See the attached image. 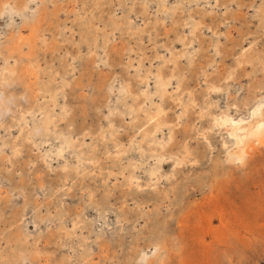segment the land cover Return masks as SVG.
<instances>
[{
    "label": "rangeland",
    "instance_id": "obj_1",
    "mask_svg": "<svg viewBox=\"0 0 264 264\" xmlns=\"http://www.w3.org/2000/svg\"><path fill=\"white\" fill-rule=\"evenodd\" d=\"M43 1L28 22L0 18V68L14 71L0 82V264H138L156 246L143 264H264V144L238 164L213 123L249 120L264 101V0ZM241 48L251 64L237 65ZM157 68L171 80L150 95L163 149L143 136L154 108L142 90L155 84L141 76ZM44 88L59 93L56 129L74 137L60 156L61 138L35 133Z\"/></svg>",
    "mask_w": 264,
    "mask_h": 264
},
{
    "label": "bare ground",
    "instance_id": "obj_2",
    "mask_svg": "<svg viewBox=\"0 0 264 264\" xmlns=\"http://www.w3.org/2000/svg\"><path fill=\"white\" fill-rule=\"evenodd\" d=\"M38 1L39 0H28L29 6L26 5L24 7L25 8L24 10H17V8H14L11 5H4L3 6V4L6 3V2H3V1L0 0V18H5V17L7 18L8 17V18H10V20L14 21L15 20L14 19L15 16H19L22 19V21H24V23L28 22V20H31L30 17L36 16L37 13H38L39 6H40V5L37 4ZM40 1H41V3H44L43 0H40ZM33 4H35V7L32 6ZM176 7L177 6H174V9ZM162 8H163V10H162L163 12H165L167 10H171V8H166V6L163 5V4H162ZM116 20L117 19L113 18L110 21H111L112 26L115 29H118L120 24H119V20H117V21ZM123 25H125V26H127V25L129 26L130 25L131 26L130 19L129 18H125V21L123 22ZM9 26L10 25H8L9 29L12 28V30H10V33H12V35L10 34V36L8 38H6V42H7V45H8L7 48L8 49L11 48V51H12L13 47L17 48V46H14L16 44L15 40L17 39V38L15 39V37H16L15 29L16 28L14 29L13 25H11L10 27ZM131 29H132L133 33H141V31H143V27H140V26H135V27H133ZM129 30H130V28H129ZM190 32L193 33V29H191ZM18 40H22V38L19 37ZM108 40L110 41V38H107V40H105L104 47H105V44L107 43L106 41H108ZM18 52H19V54L21 53V51H18ZM28 59H29V57H28ZM262 60L264 62L263 58H262ZM136 62L140 63V58L137 59ZM31 63H30V65H32ZM251 63H252V58H250L248 56V52L245 51L244 48H241L240 57L237 59V65L238 66H242V65L245 66V65H249ZM8 66H9V62H5L3 64V66H2V68H0V74L2 73V75H3V76H1V80H0V82L2 81L1 82L2 84H6L7 79H9L14 74V71L11 70ZM23 71L27 72L28 71V67L23 68ZM137 71H139V68H137ZM151 77L154 79V84H155L153 94H149L148 93L149 92L148 89H143L142 90V94L145 96V99L150 101L151 105L154 108L152 113H151V111L146 113L147 121H154V126H153V129L150 132H148V131L144 132L145 134H143V136L144 137H148V141L150 143H152L154 147L156 145H158L160 148L163 149L164 146H165V142H164V140H161V139L157 138L156 133L159 132L161 130V128H162V125L165 124L163 122V120L161 121V116L164 114L165 110L161 106H159V103L152 101L151 96L155 95L157 98H159L161 100L164 96H166L168 94L167 86L170 85V81L171 80H170V78L167 79V78L163 77L162 76V71L160 70V68H157V71L155 73L151 72V71H148L144 75L141 76V79L143 80V83H144L145 86H148V83H149V80L151 79ZM24 86H26V85H24ZM211 88H214V87H211ZM44 89L50 95L49 98H48V103L46 104L48 106H43V107H39L38 106L36 108V111H39L41 114H43V117L41 118V121L39 123L41 129L40 130L37 129L35 133H37V132L39 133V131H40V133L42 135H44V137H45L44 143L47 142V140H48L47 138L51 134V132H54L53 134H54L56 139L61 138V141H60L59 145L54 150L56 152V154L60 156V155H62V153L65 150H67L68 148L73 147V145H74V137H72L70 134L66 133L63 130L56 129V126H58L54 122V119H55L56 115L52 114V113H56L54 108L57 106V99H58L59 93L57 91H55V90H48L46 88H44ZM119 90H120L121 93L122 92L125 93L124 90L127 91L128 88H127V86H122L121 85ZM189 102H190V100L187 103H189ZM0 104H1V101H0ZM126 105L127 104H125V106ZM127 109H128L127 111H129V112H132L134 110V108L132 106H130V105L127 106ZM25 111H26V109H25ZM27 111L28 112L26 114L20 116L19 118H17V120L20 121V119H24L23 120L24 124H26L28 122V119L27 120L25 119L27 114H30V116L34 115L33 113H31L33 110L29 109ZM64 111H65V106H62L61 110H60V114L61 113L63 114ZM249 116H250L249 120H245L244 117H241V116L233 117V116H230V115H227V114H224V115H221V116H215V115L213 116L214 126L218 127L219 129H224L226 131V133L229 135V137L234 139V147L228 152V155H229V158L232 161H234V162H236L238 164H243L244 163L245 158L249 154V151H251L256 145L264 144V101H261V102L258 101L257 103H255L251 107V110L249 112ZM0 126L2 127V122L0 123ZM7 131H9V130H7ZM32 137H33V135L29 134V135L25 136V139H26V141H29V139L31 140ZM17 138L14 137L13 140H15ZM169 138H170V136H169ZM2 146L6 147L7 143L6 142L3 143V144L1 143L0 147L3 148ZM20 148H19V146L17 148V145H15L16 151L13 148V153L14 152L15 153L19 152L18 150H20ZM43 155H47V154L44 153ZM43 159H44V161H46L45 163H48L46 158H43ZM158 159H160V161L163 160L161 156H159ZM11 161H14V160H11ZM157 170H158V167H157ZM150 175H155V170H152ZM26 198L28 200V197H26ZM32 203H34V202H32ZM22 215H24V214H22ZM12 216H14V215H12ZM6 221H7V219H6ZM25 239H27V238H25ZM155 248H156L155 250H151L150 249L149 251L144 250V251L140 252V254L138 255V257H139L138 264H143V263L148 262L152 258V255L156 251H158V252L160 251V247L159 246H156ZM156 254H154V256Z\"/></svg>",
    "mask_w": 264,
    "mask_h": 264
}]
</instances>
